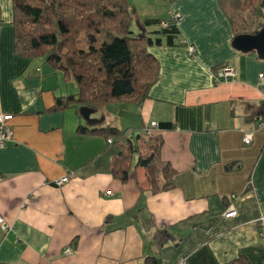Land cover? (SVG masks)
I'll use <instances>...</instances> for the list:
<instances>
[{
	"label": "crops",
	"instance_id": "crops-1",
	"mask_svg": "<svg viewBox=\"0 0 264 264\" xmlns=\"http://www.w3.org/2000/svg\"><path fill=\"white\" fill-rule=\"evenodd\" d=\"M133 1L143 4L131 5L133 23L161 43L148 48L158 79L139 105L107 103L88 124L79 109L55 107L77 94L75 83L15 51L12 0H0V113L12 115L11 139L0 146V218L8 226L0 228V264H178L181 257L187 264H264V103L257 86L264 60L232 48L236 35L218 0ZM170 13L181 16L172 39L160 25H141ZM221 66L234 68L235 79L216 82ZM151 123L171 127L146 138ZM78 126L111 127L126 138L118 144ZM128 141L137 151L122 182L111 167ZM150 146L158 147L152 165L135 168ZM231 204L236 217L225 219ZM158 231L169 237L162 245Z\"/></svg>",
	"mask_w": 264,
	"mask_h": 264
},
{
	"label": "trees",
	"instance_id": "trees-1",
	"mask_svg": "<svg viewBox=\"0 0 264 264\" xmlns=\"http://www.w3.org/2000/svg\"><path fill=\"white\" fill-rule=\"evenodd\" d=\"M218 1L236 36L254 35L264 27V0ZM12 11L15 51L25 58L43 59L77 87V94L57 99L58 109L99 110L117 101L139 105L158 79V62L148 48L160 45V40L133 33L131 0H12ZM163 22L145 19L141 25L161 26ZM162 29L167 39L176 34L173 23ZM158 126L171 127L168 123ZM77 131L117 138L118 144L126 138L125 133L111 127L88 130L78 126ZM127 144L111 167L122 182L127 180L131 154L137 151L134 143ZM151 148L150 155L139 156L135 168L152 165L158 147ZM162 234H156L159 245L169 239Z\"/></svg>",
	"mask_w": 264,
	"mask_h": 264
},
{
	"label": "built area",
	"instance_id": "built-area-1",
	"mask_svg": "<svg viewBox=\"0 0 264 264\" xmlns=\"http://www.w3.org/2000/svg\"><path fill=\"white\" fill-rule=\"evenodd\" d=\"M181 21V16L177 13H170L169 17L166 21L161 23V27L167 28L169 26V23L178 24ZM187 53L189 56L194 55L195 48L194 46L188 45L187 46ZM236 77V71L234 68L230 66H221L218 68L215 73L213 74V78L216 82H226L229 80H233ZM258 90L261 94L262 101L264 103V74H261L258 76V82H257ZM12 120L11 114H1L0 113V146H3V144L11 139L12 133L9 130V123ZM160 130L158 124L151 123L149 127H146L142 131V135L146 138H150L152 136L153 131ZM252 139V133L246 132L243 136V143L244 145L248 146ZM108 144H111V140L107 141ZM72 173L62 177L59 180H56L54 183L56 186H62L63 184L67 183L70 178L72 177ZM107 195H110V192L106 193ZM236 210L234 208V205H229L225 212L223 213V218L230 219L236 217ZM0 228L4 231L8 230V226L5 225L3 220L0 218ZM72 254L71 248H68L64 250L63 255L69 256ZM178 264H187V258L181 257L178 260Z\"/></svg>",
	"mask_w": 264,
	"mask_h": 264
},
{
	"label": "water",
	"instance_id": "water-1",
	"mask_svg": "<svg viewBox=\"0 0 264 264\" xmlns=\"http://www.w3.org/2000/svg\"><path fill=\"white\" fill-rule=\"evenodd\" d=\"M140 30L143 34L144 29L141 28ZM231 46L233 49L241 53L254 51L259 59L264 60V27L254 35H238L234 37ZM93 113L94 110L87 107H81L79 109L81 119L88 124L95 122V120L91 119Z\"/></svg>",
	"mask_w": 264,
	"mask_h": 264
},
{
	"label": "rangeland",
	"instance_id": "rangeland-1",
	"mask_svg": "<svg viewBox=\"0 0 264 264\" xmlns=\"http://www.w3.org/2000/svg\"><path fill=\"white\" fill-rule=\"evenodd\" d=\"M132 1H133V0H131V5L133 6V8L135 7V5H138V6H139V5H143L142 3H141V4H138L137 2H135V1L132 2ZM168 17H169V16H168ZM168 17L166 18V20L168 19ZM132 23H133V22H132ZM132 27H133V29H136V31H137V30L140 31L139 26H136V25H135V21H134ZM38 60H39V59H38ZM69 82H70L71 84H74L73 81H69Z\"/></svg>",
	"mask_w": 264,
	"mask_h": 264
}]
</instances>
